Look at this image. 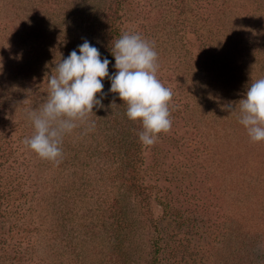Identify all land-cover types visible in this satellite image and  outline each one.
Segmentation results:
<instances>
[{
    "label": "rangeland",
    "instance_id": "obj_1",
    "mask_svg": "<svg viewBox=\"0 0 264 264\" xmlns=\"http://www.w3.org/2000/svg\"><path fill=\"white\" fill-rule=\"evenodd\" d=\"M130 32L157 53L170 129L142 145L104 78L94 127L39 158L27 113L60 55L87 39L112 73ZM0 58V264H264V141L236 112L264 78V0H0Z\"/></svg>",
    "mask_w": 264,
    "mask_h": 264
},
{
    "label": "clouds",
    "instance_id": "obj_2",
    "mask_svg": "<svg viewBox=\"0 0 264 264\" xmlns=\"http://www.w3.org/2000/svg\"><path fill=\"white\" fill-rule=\"evenodd\" d=\"M112 61L101 57L99 49L85 39L77 48L55 62L47 76V95L38 109H30L27 118L34 129L23 144L39 158L59 164L62 141L66 134L81 125L85 131L94 127L87 117L102 108L104 78L110 81L108 92L116 93L127 107L125 116L139 121L138 139L144 146L154 144L161 132L171 127L169 101L172 91L156 76L157 53L135 32L124 33L115 40ZM19 58V57H17ZM3 63L0 58V72ZM97 94H100L98 96ZM239 104V123L252 142L264 141V78L248 84ZM232 109L231 103L226 106Z\"/></svg>",
    "mask_w": 264,
    "mask_h": 264
},
{
    "label": "trees",
    "instance_id": "obj_3",
    "mask_svg": "<svg viewBox=\"0 0 264 264\" xmlns=\"http://www.w3.org/2000/svg\"><path fill=\"white\" fill-rule=\"evenodd\" d=\"M236 107H237L236 112H239V104H237ZM118 220H119L118 227H121L120 223L123 225L127 223V216L125 215V213L123 211H121V209H120V212L118 213ZM114 241H115V244L113 245V249L116 251V253L121 255V253H123V250L125 248V244L123 243V239L117 237V238H114Z\"/></svg>",
    "mask_w": 264,
    "mask_h": 264
}]
</instances>
